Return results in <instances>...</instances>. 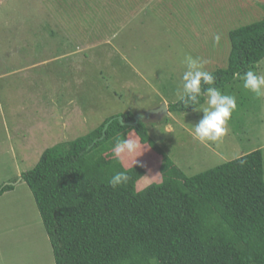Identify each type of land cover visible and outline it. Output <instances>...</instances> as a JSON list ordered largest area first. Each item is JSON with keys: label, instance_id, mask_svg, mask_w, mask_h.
Returning a JSON list of instances; mask_svg holds the SVG:
<instances>
[{"label": "rangeland", "instance_id": "rangeland-1", "mask_svg": "<svg viewBox=\"0 0 264 264\" xmlns=\"http://www.w3.org/2000/svg\"><path fill=\"white\" fill-rule=\"evenodd\" d=\"M262 16L264 0H0V185H14L0 196V264H54L20 174L112 116L132 112L187 175L256 149L264 161V98L237 76L218 89L237 103L218 142L193 138L202 111L151 112L176 102L184 54L224 68L228 32ZM249 70L264 75V58ZM146 171L142 184L156 179Z\"/></svg>", "mask_w": 264, "mask_h": 264}, {"label": "trees", "instance_id": "trees-1", "mask_svg": "<svg viewBox=\"0 0 264 264\" xmlns=\"http://www.w3.org/2000/svg\"><path fill=\"white\" fill-rule=\"evenodd\" d=\"M228 37L227 64L202 91L223 88L264 58V16ZM193 109L168 104L172 112ZM133 136L150 160L113 156L116 139ZM148 167L156 179L142 184ZM118 171L129 180L113 189ZM20 180L34 195L54 264H264L261 149L187 175L128 111L46 148ZM13 188L1 184L0 196Z\"/></svg>", "mask_w": 264, "mask_h": 264}, {"label": "clouds", "instance_id": "clouds-1", "mask_svg": "<svg viewBox=\"0 0 264 264\" xmlns=\"http://www.w3.org/2000/svg\"><path fill=\"white\" fill-rule=\"evenodd\" d=\"M206 63L207 61L198 57L194 58L190 54H184L182 64L185 70L182 72L181 83L176 94V102L185 106L192 105L194 110L203 112L202 118L193 125L191 133L193 138L201 143L220 141L228 132L227 123L231 114L237 109L235 96L222 94L216 87H207L202 91V83L214 85L216 79L212 72L204 70ZM236 75L243 80L244 89L254 93L257 98H264V75L257 74L253 70L246 71L242 76L239 73ZM202 97L205 103L198 108L196 105L199 104ZM120 124L123 126L122 120H120ZM140 148L141 145L135 136L117 138L112 148V154L117 160H120L123 156L131 155ZM128 180L127 172L118 171L108 183L115 189L127 183Z\"/></svg>", "mask_w": 264, "mask_h": 264}, {"label": "water", "instance_id": "water-1", "mask_svg": "<svg viewBox=\"0 0 264 264\" xmlns=\"http://www.w3.org/2000/svg\"><path fill=\"white\" fill-rule=\"evenodd\" d=\"M162 110H167V106L165 103H163L160 107L154 109V110H151V112H161Z\"/></svg>", "mask_w": 264, "mask_h": 264}]
</instances>
